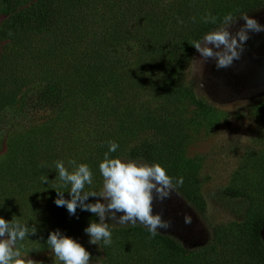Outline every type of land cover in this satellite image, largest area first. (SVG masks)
<instances>
[{"label":"trees","instance_id":"obj_1","mask_svg":"<svg viewBox=\"0 0 264 264\" xmlns=\"http://www.w3.org/2000/svg\"><path fill=\"white\" fill-rule=\"evenodd\" d=\"M69 3L61 13L54 0H39L12 15L4 26L7 37L19 29L31 30L34 40L40 37L28 71L21 68L9 73L8 88L16 96L23 86L33 83L36 90L25 100L31 109L27 116L33 118L34 110L39 109H50L55 115L43 123L23 126L9 137L7 155L0 160V216L37 228L35 235L18 242L24 248L49 249L48 234L56 229L70 237L83 233L91 221L98 222V217L79 209L70 216L66 207L55 205L56 190L65 191V198H70L57 176L56 162L63 161L69 171L73 170L70 160L89 165L93 185L85 190L99 191L103 183L99 164L109 142H117L120 147L109 153L110 157L160 163L168 175L183 177L184 183L176 188L174 197L155 208V213L171 220L173 226L159 229L155 237L142 224L112 230L111 245L101 242L106 251L104 264H203L186 257L190 245L200 243L206 233L198 225L194 235L186 238L180 232L184 226L180 225L181 230L177 223L182 206L189 211V205L201 214L204 205L195 195L196 189L189 190L187 165H173L177 156L171 142L179 129L173 107L188 93L183 75L196 52L192 44L216 29L226 14L236 18L260 11L264 0ZM75 10L80 12L79 18ZM208 12L218 18L217 24L200 20ZM12 102L10 96L0 98V134L10 118L9 112L1 109ZM254 164L256 172L264 173V154ZM258 174L256 184L244 179L248 184L226 192L247 198L255 185L251 199L256 203L253 235L237 264H264L260 238L264 228V174ZM45 177L48 183H42ZM89 202L94 203L95 198Z\"/></svg>","mask_w":264,"mask_h":264},{"label":"rangeland","instance_id":"obj_2","mask_svg":"<svg viewBox=\"0 0 264 264\" xmlns=\"http://www.w3.org/2000/svg\"><path fill=\"white\" fill-rule=\"evenodd\" d=\"M38 1L0 0V98L10 96L13 100L1 109L9 112L10 118L0 134V160L7 155L8 140L14 131L43 123L55 115L50 109H39L34 110L33 118L27 116L28 113L31 115V111L28 112L31 109L25 100L36 90L33 83L23 86L16 96L8 88L11 73L21 68H24L21 71H28L33 49L38 45L36 40L40 37L34 40L31 30L20 29L7 37L5 23L24 7ZM69 2L71 0H54L61 13ZM79 13L74 11L77 18ZM244 14L264 25V9ZM234 19L229 28L233 34L245 24L242 17ZM248 35L240 58L227 68L218 69L215 59L204 60L196 50L183 75V85L188 88V93L173 107L176 110L174 121L179 128L171 142L177 156V163L173 165H187L190 169L189 190L195 188V195L202 199L204 205L201 214L189 205V211L182 206L184 209L178 211L181 215L177 223L179 228L181 224L184 226L180 232L186 238L194 235L198 225L206 233L204 240L190 245V254L186 257L203 264H237L253 235L256 203L251 199L255 196V185L250 187L247 198L226 194L240 189L243 183L256 184L258 172L264 174L262 170L256 172L253 169L258 156L264 154V31H250ZM122 159L146 163L127 156ZM244 179L249 182L245 183ZM102 186L103 183L100 190ZM175 195L173 192L171 197ZM160 204L161 201L154 199V214ZM185 220L190 222L185 223ZM106 222L117 231L132 226L112 220ZM260 235L264 243V228ZM72 238L90 252V264L105 263L106 251L102 243L90 244L84 232ZM17 247L25 258V264H61L50 249L34 250L29 246L24 248L20 243Z\"/></svg>","mask_w":264,"mask_h":264},{"label":"clouds","instance_id":"obj_3","mask_svg":"<svg viewBox=\"0 0 264 264\" xmlns=\"http://www.w3.org/2000/svg\"><path fill=\"white\" fill-rule=\"evenodd\" d=\"M245 24L235 34L229 31L235 19L231 13L219 21L213 31L206 33L201 41L192 44L204 60L215 59L216 67L227 68L238 60L243 52L244 44L249 39L250 31H264V25L243 14ZM196 18L193 17L195 22ZM205 23L217 24L218 18L210 12L200 17ZM182 23V21H181ZM117 142H109L108 152L99 164L103 177V186L99 191L85 190L93 185V171L85 163L77 164L75 160L68 163L73 170L65 166L63 161H57L55 170L58 178L68 189L70 198H65V191H57L54 203L57 207H66L70 216H75L77 209L89 212L98 217V222H90L84 228L89 237V243L105 246L112 243V229L106 222L115 221L120 225H144L151 236L155 237L159 229H169L173 226L171 220L163 218L161 213L153 212V201L163 202L169 199L178 186L184 183L183 177L173 178L160 163H139L135 160L112 158L109 153L119 149ZM48 183V177L42 183ZM70 186V187H69ZM95 198V202H89ZM190 221L185 220V223ZM37 228L29 226L28 222L6 220L0 216V264H25V258L17 247L29 235H35ZM46 244L61 264H90V252L76 239L66 235L62 230L49 232Z\"/></svg>","mask_w":264,"mask_h":264}]
</instances>
